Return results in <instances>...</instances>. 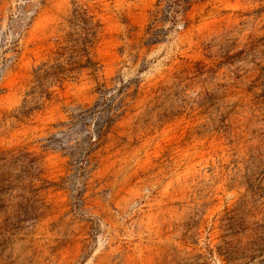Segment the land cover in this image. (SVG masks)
<instances>
[{
	"label": "rangeland",
	"instance_id": "1",
	"mask_svg": "<svg viewBox=\"0 0 264 264\" xmlns=\"http://www.w3.org/2000/svg\"><path fill=\"white\" fill-rule=\"evenodd\" d=\"M76 8L94 76L66 65ZM18 154L39 204L18 220V183L0 195V264H264V0H0Z\"/></svg>",
	"mask_w": 264,
	"mask_h": 264
},
{
	"label": "trees",
	"instance_id": "2",
	"mask_svg": "<svg viewBox=\"0 0 264 264\" xmlns=\"http://www.w3.org/2000/svg\"><path fill=\"white\" fill-rule=\"evenodd\" d=\"M71 28V33L67 34L65 41L71 45L72 53L68 56L66 65L69 67H75L84 65V69L88 70L93 76L97 72L95 64L90 57V49L94 45L99 34L100 25L94 20L87 10L76 8L72 11L71 18L68 21ZM75 32V33H74ZM60 48V47H59ZM103 104V101H102ZM101 108V105H96L95 110ZM92 108L87 110H78L76 116L78 118H84L92 113ZM100 123L96 128V135L100 137L108 123L112 121L113 111L111 108L100 114ZM19 163L18 175L14 178L9 177L2 171V167L5 164ZM40 170L36 167L34 160L30 158L28 154H18L11 156L9 159L0 158V195L4 194V191H11V188L15 186V182L18 183L19 193L17 194L22 204L17 205L16 219L26 218L30 213H35V204H39L36 199L35 182H41L42 178Z\"/></svg>",
	"mask_w": 264,
	"mask_h": 264
}]
</instances>
